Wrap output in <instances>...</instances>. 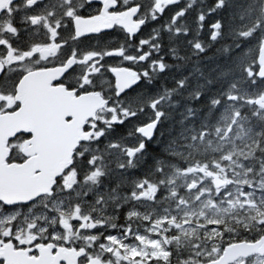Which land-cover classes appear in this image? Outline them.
<instances>
[{"label":"snow or ice","instance_id":"obj_1","mask_svg":"<svg viewBox=\"0 0 264 264\" xmlns=\"http://www.w3.org/2000/svg\"><path fill=\"white\" fill-rule=\"evenodd\" d=\"M196 4L0 0V96L38 84L95 98L59 170L32 167L22 185L0 186V245L27 249L33 264H264V0H212L196 10L193 37L186 18ZM229 9L242 24L225 23ZM226 38L216 52L227 64L207 79L220 89L209 95L199 84L186 96L185 143L130 177L166 115L160 106L190 77L155 96L141 84L186 59L174 41L199 57ZM146 109L153 117L134 125L146 140L125 143L131 130L114 137Z\"/></svg>","mask_w":264,"mask_h":264},{"label":"flooded vegetation","instance_id":"obj_2","mask_svg":"<svg viewBox=\"0 0 264 264\" xmlns=\"http://www.w3.org/2000/svg\"><path fill=\"white\" fill-rule=\"evenodd\" d=\"M144 2L147 4L150 0H144ZM204 7L205 2L201 3V0H197L196 10L200 8L204 9ZM186 19L187 27L195 25V22L190 20L189 16ZM143 35L146 38L149 37L151 35L150 28L145 29ZM167 35L166 33L164 34L163 40L165 49L170 46ZM173 43L179 44L180 51H182V47H185V54L189 53V57H185L186 61L187 58L193 57L185 41H174ZM131 51L134 52L135 48L133 47ZM176 61H170L172 67L167 74L154 79L151 84L142 83L140 90L144 91L145 89V93L148 92V95L154 93L152 96H155L163 94L165 88L172 89L175 87V82L173 81L177 78L178 72ZM163 84L167 85L164 86ZM7 91L5 89V92ZM188 91L191 92V86L188 88ZM174 95L176 96L177 93L173 94L172 99H174ZM18 100L22 106L19 110H16L15 105ZM0 101L3 102L0 103V117L9 115L15 118L24 117H20L19 113L22 109L26 108L28 114L26 117L39 118L45 122L42 128H31L28 131L17 132L6 141H0V186L6 184L20 186L26 181V173L24 171L18 173V169L21 166H26L27 171L36 166L42 167L44 170H51L53 168L52 165L55 166L57 163L65 162L66 154L71 149L66 145L71 144L72 148H74L77 144L74 141H76L77 137H81L84 134L83 126L87 122L88 115L92 114L95 98H78L75 94L67 93L63 89L53 91L37 84L32 86L27 93L20 96L2 95L0 96ZM40 107H42V110ZM152 117L153 113L151 110L146 109L133 121L138 120L140 123H143ZM161 122L162 120L155 131V136L161 127ZM0 127L3 128V126ZM126 128L130 130L129 123H126ZM132 131L135 132L134 129ZM28 133H31V136ZM2 134L3 132L1 131L0 136ZM135 137H138V135L136 134ZM166 159L170 158L166 157ZM153 164L141 162L139 163V167L134 170L138 171L139 174L149 170ZM21 226L23 227V222H21ZM22 239H25L27 242L30 237L25 233L22 234ZM0 257L4 258L5 264H33L27 249L18 248L15 245H0ZM46 259V256L42 257V260Z\"/></svg>","mask_w":264,"mask_h":264},{"label":"trees","instance_id":"obj_3","mask_svg":"<svg viewBox=\"0 0 264 264\" xmlns=\"http://www.w3.org/2000/svg\"><path fill=\"white\" fill-rule=\"evenodd\" d=\"M212 0H205V7L204 10H207L208 7L211 6ZM235 3L239 7H245L248 3L249 0H235ZM235 9H229L226 10L224 13H221L224 21L226 24L232 23L233 26H238L243 23V21L236 19L232 20L231 13ZM224 15V16H223ZM195 16H196V6L192 10V12L189 15V19L195 21ZM200 39L207 40V36L201 37ZM225 43H232V40L230 38H226L225 40L221 41L219 44L215 45L211 50H209L208 53H206L204 56H199V57H192V58H187L186 60H177L176 67L178 68L179 75L177 74L176 77H182L185 75H188L189 73L194 77L196 76H201L202 78L206 79L207 82V76L206 75H201V71L203 72L205 68L207 67V64L209 65V68L211 71L214 72L213 80H216V76L218 72L226 66L228 57L224 56L221 53L216 52V48L221 47L222 44ZM211 57V58H210ZM217 63V64H216ZM219 66V67H218ZM192 67V68H191ZM186 70L187 73L184 71L182 73V70ZM190 77V76H189ZM196 81H193L195 83ZM192 81L191 77L188 82V87H186L182 92H184L185 97L184 102L182 103L178 100V97L176 99H172L171 101H167L165 104H168V109L169 112H166L165 117L162 119L161 122V127L156 133V136L154 139H152L150 142H147V148L146 152L143 154L146 159L144 161H139V162H144L147 164H153L157 158L163 157L166 159V155L164 152V149L170 145L173 141H175V144L173 147L176 149H180L181 146L185 143V140L183 139L184 133L186 132L187 128L191 124H193L192 120H187L184 123H181L182 120H184L185 116H187L186 112V106L188 105L189 101L186 99V96L189 92H187L188 88L191 86ZM223 84V81H216L213 85H210V88H207L208 94L211 95V90L215 87L217 88L216 91L221 87ZM172 85H174L172 83ZM182 92L177 93V96H181ZM203 112L200 113V117L203 116ZM136 122V121H135ZM196 124H199V118L195 121ZM163 129V130H162ZM179 129V130H178ZM130 130L126 128V124L117 130L116 133H114V137L118 138L119 136L126 135ZM180 131V132H179ZM185 131V132H184ZM133 132V135L131 138H129L125 143H128L130 145H133L134 141H137V138L135 137V132ZM181 135V136H180ZM142 138L138 137V140ZM169 158V157H168ZM138 172V171H137Z\"/></svg>","mask_w":264,"mask_h":264},{"label":"water","instance_id":"obj_4","mask_svg":"<svg viewBox=\"0 0 264 264\" xmlns=\"http://www.w3.org/2000/svg\"><path fill=\"white\" fill-rule=\"evenodd\" d=\"M40 109L42 110V107H40ZM27 115H28L27 109L24 108L19 113L20 117L21 116H24V117L15 118L11 115L4 116V117L1 116L0 117V126H3V128L0 127V132L2 131L3 134L0 136V141H6L9 137L13 136L17 132L28 131V130H31V128H42V126L45 123L44 121H42L39 118L26 117ZM83 138H84V134L81 137H77L76 141H74V142H76L78 144ZM66 146L72 148L71 144H68ZM62 166H63V163H57V165H55V166L52 165L53 168L51 170H45V171H46V173L53 174L55 171L59 170V168H61ZM25 167L26 166H23V167L21 166L18 169V173H21L22 171H24L26 173L27 170ZM25 177H26V175H25Z\"/></svg>","mask_w":264,"mask_h":264},{"label":"rangeland","instance_id":"obj_5","mask_svg":"<svg viewBox=\"0 0 264 264\" xmlns=\"http://www.w3.org/2000/svg\"><path fill=\"white\" fill-rule=\"evenodd\" d=\"M196 25H193V27H190L189 29H190V31H191V34H192V36L194 37L195 36V32H196ZM205 36H207V29L205 30V33H204V35H202L201 37H205ZM200 37V38H201ZM184 46H186L185 44H183ZM187 48L188 49H190L191 50V48H190V46L187 44ZM182 49V51H180L181 52V54L183 55V56H185V57H189V53L187 52L186 54H185V47L183 48H181ZM192 68V67H191ZM186 72L187 73V71L184 69V70H182V73L183 72ZM179 73L180 72H177V74L179 75ZM188 74H189V76L191 77V81H192V84H191V91H193L194 89H196L197 87H198V85L199 84H205L206 85V88H210V85H207V82H206V79H204V78H202L201 76H196V77H194V79H193V76L189 73V71H188ZM203 75H206L207 76V78L208 77H211V78H213V76H215L214 75V72L213 71H211V69L209 68V65L207 64V67L205 68V70L203 71ZM193 81H196L195 83H193ZM173 82H175V81H173ZM216 89L217 88H213L212 90H211V94H213V93H215V92H217L219 89H220V87H219V89L216 91ZM187 92H189L188 90H187ZM185 95L186 94H184V92H182V94H181V96L179 97V96H175L174 95V99H176L177 97H178V100L180 101V102H182V103H185L184 102V97H185ZM168 104H165V102L161 105V108L164 110V112L166 113V112H169V109H168ZM138 123H140V121H132V122H130L129 123V129L132 131L133 129H134V125L135 124H138ZM188 129V128H187ZM163 130V129H162ZM187 132V130H186V132L184 133V135H188V134H190V133H188ZM137 138V141L135 142H133L134 144L133 145H135L139 140H138V137H136ZM177 150H180V149H177ZM138 163H141V162H139L138 161ZM138 174V172L136 171V170H132L130 173H129V176L131 177V176H133V175H137Z\"/></svg>","mask_w":264,"mask_h":264},{"label":"bare ground","instance_id":"obj_6","mask_svg":"<svg viewBox=\"0 0 264 264\" xmlns=\"http://www.w3.org/2000/svg\"><path fill=\"white\" fill-rule=\"evenodd\" d=\"M226 12H227V11H226ZM223 16H224V15H223ZM218 54H219V53H218ZM216 64H217V63H216ZM174 70H175V69H174ZM159 80H161V79H159ZM169 81H170V80H169ZM169 81H168V82H169ZM165 82H166V81H165ZM155 84H156V83H155ZM160 84H162V83H160ZM163 85H164V84H163ZM166 85H167V84H166ZM166 85H164V86H166ZM157 86H158V85H157ZM164 86H163V87H164ZM168 86H169V85H168ZM155 87H156V86H155ZM153 88H154V87H153ZM160 88H162V87L160 86ZM148 89H149V88H148ZM155 89H156V88H155ZM155 89H154V90H155ZM154 90H153V91H154ZM160 90H161V89H160ZM142 91H143V90H142ZM144 91H145V89H144ZM146 91H147V90H146ZM147 93H148V92H147ZM147 93H145V94H147ZM153 94H154V93H153ZM153 94H152V95H153ZM147 95H148V94H147ZM149 95H151V94H149ZM178 130H179V129H178ZM179 132H180V131H179ZM184 132H185V131H184ZM187 132H188V131H187ZM187 134H188V133H187ZM188 135H189V134H188ZM180 136H181V135H180Z\"/></svg>","mask_w":264,"mask_h":264}]
</instances>
